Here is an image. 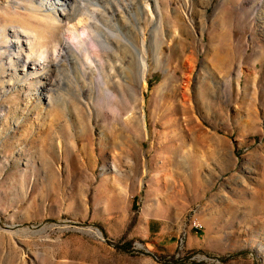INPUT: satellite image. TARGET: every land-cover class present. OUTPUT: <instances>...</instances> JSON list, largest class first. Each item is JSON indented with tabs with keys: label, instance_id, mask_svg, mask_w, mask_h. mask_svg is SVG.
<instances>
[{
	"label": "rangeland",
	"instance_id": "1",
	"mask_svg": "<svg viewBox=\"0 0 264 264\" xmlns=\"http://www.w3.org/2000/svg\"><path fill=\"white\" fill-rule=\"evenodd\" d=\"M130 1L54 63L13 36L52 48L45 1L0 0V264H264V0Z\"/></svg>",
	"mask_w": 264,
	"mask_h": 264
},
{
	"label": "bare ground",
	"instance_id": "2",
	"mask_svg": "<svg viewBox=\"0 0 264 264\" xmlns=\"http://www.w3.org/2000/svg\"><path fill=\"white\" fill-rule=\"evenodd\" d=\"M44 1L45 4H43L41 7L45 8L47 12L52 13L51 14L52 16H49L51 17L52 22L54 21L52 26L56 31L60 30L61 34L58 37L59 40H56L52 48L49 49L47 47L43 48L41 46V39L44 38V34H49V32L44 29L45 22L41 24L42 26L41 28L44 29L42 30V33H38L35 30L26 29L24 27H20L19 32L15 30L13 33L14 38H20L22 34L26 35L25 38L27 40V46H28L27 60H31L32 58H38V60L45 61L48 55L52 54L53 56L52 58L54 60L53 62L59 63L61 60L60 58L62 52V50H60V45H61L60 42L62 41L63 44L65 45H69L70 43H73L76 46H78L77 49L82 52V56L84 57V59L86 61L91 62L92 57L89 48L90 45L91 46L97 45L99 49H100V45L102 44L108 46L110 45L109 39H106L104 41L102 40L101 42L96 39L101 37V35L99 34L100 33L99 26L102 25V20H103L101 14H106L105 13L106 11L104 9L103 10L101 9L102 7L98 3L99 0H73V1L44 0ZM102 1H107V0H102ZM126 1L128 2V0ZM80 3H82V5H80ZM117 3L120 4L121 2L118 1ZM79 6H82V9H80ZM119 6L123 8L122 4ZM126 6L125 9L127 8L130 9L129 16H124L123 15L124 12L120 11L121 13L119 14L120 15L119 21H124L129 23L131 29L134 30L136 29V26H141L142 22L146 25L153 22V18L150 17L148 0H131ZM33 9L34 8H32V11ZM68 12H71V14L74 15L76 14L77 22L75 24L69 25V23H66L67 21L65 19H67L66 16ZM47 16L45 15L44 17ZM115 16L116 15L112 14L111 18L115 20L114 26H117L118 21L116 20ZM42 19L43 18H41V20ZM108 32L111 33L112 35L114 33L112 28H108ZM139 34L143 35L144 33L143 31H140ZM114 37L117 36L114 35ZM85 39H87V42L85 41ZM110 50H112V48ZM101 51L104 52L105 50L103 49ZM33 65L35 66L34 68L36 69V63H33ZM37 65L41 66L40 62L37 63ZM140 74L142 76H144L145 74L144 63H142ZM98 236L101 237V234Z\"/></svg>",
	"mask_w": 264,
	"mask_h": 264
},
{
	"label": "built area",
	"instance_id": "3",
	"mask_svg": "<svg viewBox=\"0 0 264 264\" xmlns=\"http://www.w3.org/2000/svg\"><path fill=\"white\" fill-rule=\"evenodd\" d=\"M192 227L196 230H201L202 229V226L201 224L197 223L196 221H193L192 222Z\"/></svg>",
	"mask_w": 264,
	"mask_h": 264
}]
</instances>
